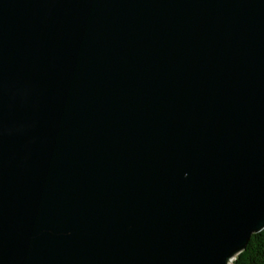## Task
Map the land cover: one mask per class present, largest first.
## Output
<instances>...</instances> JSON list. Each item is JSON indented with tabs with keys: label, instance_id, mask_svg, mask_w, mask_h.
<instances>
[{
	"label": "water",
	"instance_id": "water-1",
	"mask_svg": "<svg viewBox=\"0 0 264 264\" xmlns=\"http://www.w3.org/2000/svg\"><path fill=\"white\" fill-rule=\"evenodd\" d=\"M264 229V0H0V264H233Z\"/></svg>",
	"mask_w": 264,
	"mask_h": 264
},
{
	"label": "trees",
	"instance_id": "trees-1",
	"mask_svg": "<svg viewBox=\"0 0 264 264\" xmlns=\"http://www.w3.org/2000/svg\"><path fill=\"white\" fill-rule=\"evenodd\" d=\"M233 264H264V229L252 234L246 248L236 256Z\"/></svg>",
	"mask_w": 264,
	"mask_h": 264
}]
</instances>
